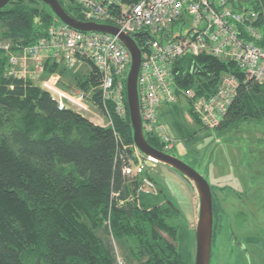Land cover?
Returning <instances> with one entry per match:
<instances>
[{
	"label": "trees",
	"instance_id": "obj_1",
	"mask_svg": "<svg viewBox=\"0 0 264 264\" xmlns=\"http://www.w3.org/2000/svg\"><path fill=\"white\" fill-rule=\"evenodd\" d=\"M243 1L260 11L264 27V0ZM59 2L71 17L84 21L74 0ZM54 24L61 22L41 0H12L0 10V42L18 53L45 37ZM9 57L0 49V264H116L111 236L128 264H195L196 237L152 170L134 177L123 173L117 138L134 144L127 98V117L120 118L109 103L114 128L103 126L74 108L60 110L52 93L33 78L9 75ZM87 65L90 70L82 75L47 60L44 77L59 75L63 90L90 93L103 111L100 75L93 64ZM174 73L179 92L194 89L199 97L213 95L224 75L237 76V95L215 130L264 121V83L245 82L234 62L186 56L175 63ZM178 128L184 141L196 137L197 132ZM143 132L150 145L168 153L155 135ZM212 191L214 245L217 221L225 212ZM154 194L166 201L155 202Z\"/></svg>",
	"mask_w": 264,
	"mask_h": 264
},
{
	"label": "built area",
	"instance_id": "obj_2",
	"mask_svg": "<svg viewBox=\"0 0 264 264\" xmlns=\"http://www.w3.org/2000/svg\"><path fill=\"white\" fill-rule=\"evenodd\" d=\"M74 3L85 22L111 25L135 41L139 39L140 45L136 43L142 52V62L138 93L143 131L155 135L167 151L175 150L178 143L170 128L159 120L164 105L177 104L182 98L205 127L215 129L225 118L240 85L237 76L228 74L209 97L197 96L194 89L179 92L174 73L178 60L207 55L231 61L243 72L245 82L264 83L261 13L246 8L243 0H74ZM0 49L10 55L9 75L35 81L44 75L47 60L73 70L87 62L93 64L100 75L103 111L94 105L90 93L62 90L55 75L41 86L52 93L60 110L97 109L103 126L114 128L109 103L120 118L127 117L126 82L132 58L119 36L78 31L61 23L50 26L45 37L21 52H12L11 46L2 42ZM117 139L122 146L125 176L143 174L146 168L154 171L156 161L145 157L134 144L125 145ZM106 225L110 229V220ZM116 264H128L117 248Z\"/></svg>",
	"mask_w": 264,
	"mask_h": 264
},
{
	"label": "rangeland",
	"instance_id": "obj_3",
	"mask_svg": "<svg viewBox=\"0 0 264 264\" xmlns=\"http://www.w3.org/2000/svg\"><path fill=\"white\" fill-rule=\"evenodd\" d=\"M245 7L253 9L248 3L245 4ZM89 70L90 66L84 64L73 72L84 75ZM69 81H65V83L69 84ZM73 88L72 91L77 90L75 87ZM188 108L190 105L181 101L179 104L164 105L159 114L161 117L164 116V120L161 122L170 128L178 143V147L168 153L179 157L206 178L215 192L216 202L222 206L225 212L223 220L217 221L219 225L223 226L219 227V231L222 229V233L220 234L218 231L215 235L212 264H235L237 261L231 253V230L240 238L251 236L254 242L258 241L261 249L255 246L252 249L253 251L257 250L256 255L258 253L256 262H262L264 261V121H250L235 130L217 131V129H209L204 126L201 128L195 122L193 114ZM91 109L89 112L82 111L83 115L92 122L104 125L100 112L93 107ZM178 126L188 131L197 132L196 137L184 141L182 134H179ZM155 166L151 174L166 190V196L176 206L182 202L183 205L180 204V207L186 212L187 196L190 198L191 187L189 188L186 183L179 187L175 182L169 181L179 191L178 201L177 196L175 197L176 194L173 195L171 189L168 188V180L162 176L160 170L162 164ZM153 189V187H149L147 191L153 193ZM165 198L164 195L158 194L154 200L163 203L166 201ZM198 209L193 218L184 216L186 222L189 223L188 232L191 236L196 235ZM165 236L167 237L166 234ZM111 238L115 248L122 255L117 241L113 236ZM193 251L195 254L196 241ZM242 260L243 264H248L245 259Z\"/></svg>",
	"mask_w": 264,
	"mask_h": 264
},
{
	"label": "water",
	"instance_id": "obj_4",
	"mask_svg": "<svg viewBox=\"0 0 264 264\" xmlns=\"http://www.w3.org/2000/svg\"><path fill=\"white\" fill-rule=\"evenodd\" d=\"M12 0H0V10ZM49 7L55 17L64 25L83 32H103L119 36L129 50L132 58L126 82L127 101L133 129V142L136 148L147 158L171 168L187 183L193 185L199 200L198 222L196 227L195 264H211L213 231H214V195L206 178L179 157L161 151L150 145L143 132L141 118L138 77L142 62V52L134 38L111 25L80 21L71 17L62 7L59 0H41Z\"/></svg>",
	"mask_w": 264,
	"mask_h": 264
},
{
	"label": "crops",
	"instance_id": "obj_5",
	"mask_svg": "<svg viewBox=\"0 0 264 264\" xmlns=\"http://www.w3.org/2000/svg\"><path fill=\"white\" fill-rule=\"evenodd\" d=\"M55 76H57V79H58L57 85L59 86L61 78H60L59 75H56L55 74ZM44 80H47V78H45L44 75L41 76L40 78H38V77L36 78V82H37L38 85H41V83ZM67 92H69V91H67ZM98 124H100V123H98ZM160 170H161V173H162V176L164 177V179L168 180V188L171 189V192L173 193V195L176 194L175 197L177 196V199H178L179 191L176 189L175 185L172 184V183H169V181L175 182L176 185L179 186V187L182 186L183 183H186L188 186H189V184L184 180V178H182V176H180L177 172H174L173 170H171L167 166L162 165ZM189 188H190V186H189ZM189 193H190V198H189V196H187V198H188V202H187L188 205L185 207V209L187 211L184 212L185 210L180 207L181 205H183L182 202L178 203L177 205L180 208V210L182 211L183 215L186 216L187 218H190L191 219V217L193 218V216H195V212H196L197 208H199L198 207L199 200H198V197L195 195V192L192 190V188H190V192ZM187 195H189V194L187 193ZM178 201H179V199H178ZM198 212H199V209H198ZM188 222H189V219H188Z\"/></svg>",
	"mask_w": 264,
	"mask_h": 264
},
{
	"label": "flooded vegetation",
	"instance_id": "obj_6",
	"mask_svg": "<svg viewBox=\"0 0 264 264\" xmlns=\"http://www.w3.org/2000/svg\"><path fill=\"white\" fill-rule=\"evenodd\" d=\"M221 225H219L217 223V232L219 231V227ZM221 231H222V229L219 231L220 234L222 233ZM230 236H231V253L237 259L235 264H243L244 261L242 259H245L246 262H248V264H252L253 262L254 263H262V264L264 263V261L256 262V256L258 255V253L256 255L257 250L253 251L252 247L255 246V247H259L261 249V246H259V243H257L258 241L254 242L253 237L245 236V237L240 238L237 235H235L232 230H231ZM212 246H214V245H212ZM253 256H255V257H253ZM263 256H264V252H263ZM212 257H213V247H212V255H211V264L213 261Z\"/></svg>",
	"mask_w": 264,
	"mask_h": 264
},
{
	"label": "clouds",
	"instance_id": "obj_7",
	"mask_svg": "<svg viewBox=\"0 0 264 264\" xmlns=\"http://www.w3.org/2000/svg\"><path fill=\"white\" fill-rule=\"evenodd\" d=\"M69 92H71V91H69ZM159 164V163H158Z\"/></svg>",
	"mask_w": 264,
	"mask_h": 264
}]
</instances>
